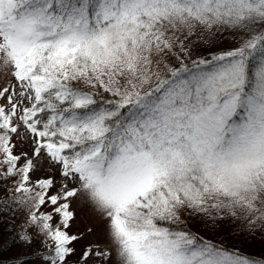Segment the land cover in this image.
Wrapping results in <instances>:
<instances>
[{
	"label": "snow or ice",
	"instance_id": "6c2138e0",
	"mask_svg": "<svg viewBox=\"0 0 264 264\" xmlns=\"http://www.w3.org/2000/svg\"><path fill=\"white\" fill-rule=\"evenodd\" d=\"M224 29L239 46L204 58L193 37ZM0 80V207L27 209L22 246L68 264L102 231L77 264H264L185 223L264 231V0H0ZM46 163L55 194L31 178Z\"/></svg>",
	"mask_w": 264,
	"mask_h": 264
},
{
	"label": "rangeland",
	"instance_id": "374dc122",
	"mask_svg": "<svg viewBox=\"0 0 264 264\" xmlns=\"http://www.w3.org/2000/svg\"><path fill=\"white\" fill-rule=\"evenodd\" d=\"M240 36L234 34L231 30L224 29L213 35L207 36L205 39H199L193 37V45L199 46V53L203 56L210 52H214L224 48H230L240 41ZM196 53H193L195 58ZM5 83L4 80H0V85ZM6 103V101H0V104ZM32 181L35 182L38 179L52 178L54 180V186L50 189L51 194H55L59 191L60 184L62 183V177L59 174L58 165L44 164L43 168L34 174H32ZM6 187H10V184ZM6 195L4 189H0V197ZM50 205L42 208V211H48ZM70 209L75 213V219L70 222V231L72 234H79L77 229H83V225L86 222V218L90 217L91 213L86 212L83 209L82 204L73 201L70 205ZM27 219V209L17 206L16 204H9L6 207H0V264H17V259L21 258L24 264H48L45 259L49 255L51 250L50 242L49 246L45 243L37 242L31 247L22 246L18 236L22 230L27 229L25 223ZM189 226L194 232L203 236L206 240H217L227 246L244 252L248 256H253L258 259H264V231L259 227L254 230L244 228V232H238L239 222L225 218L219 221L215 225L208 223L207 226L204 220L199 217H193L187 220ZM19 223V226H17ZM107 243V238L102 231H98L95 235L84 234L81 238L74 242L72 247L76 249L75 253L68 257V264H77L80 253L89 245H97L101 248ZM47 252V255L38 256L35 259H29L31 255L38 252ZM23 254V255H22ZM97 264H105L104 261L98 260Z\"/></svg>",
	"mask_w": 264,
	"mask_h": 264
},
{
	"label": "trees",
	"instance_id": "16d2710c",
	"mask_svg": "<svg viewBox=\"0 0 264 264\" xmlns=\"http://www.w3.org/2000/svg\"><path fill=\"white\" fill-rule=\"evenodd\" d=\"M239 44H240V41L237 43V45H235V46H233V47H230V48H224V49H220V50H217V51H214V52H210V53H208V54L203 55V57L206 58V59H211L214 55L221 54V53L226 52V51H229V50H231V49H233V48H235V47H238ZM182 219H185V218L182 217ZM185 223L187 224L188 229H190L193 233H196V232H194L193 229L189 226V223L187 222V220H185ZM17 226H19V223H18ZM163 226L176 227L175 225H170V224H164ZM183 226H184V225H180L179 227H183ZM238 226H239V229H237V230H239L238 232H241V233L244 232L243 230H244L245 226L242 225L240 222H239ZM196 234H197V233H196ZM197 235H198L199 237H202L205 241H208V240H206L203 236H201L200 234H197ZM210 242H212L213 244H216V245H222L224 248H227V249H233V248L227 246L226 244H223V243H221V242H219V241H217V240H211ZM238 252H239L240 254L246 256V257H250V258L255 259V260L264 261V259H258V258H255V257H253V256H248V255H246L244 252H241V251H238ZM49 253H51V250L49 251ZM44 254L47 255V252L44 251V252H38V253H35V254L31 255L29 259L33 260V259H35V258L38 257V256H43Z\"/></svg>",
	"mask_w": 264,
	"mask_h": 264
}]
</instances>
